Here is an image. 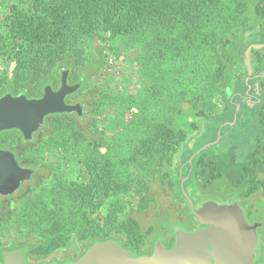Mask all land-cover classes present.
I'll return each instance as SVG.
<instances>
[{"label": "trees", "instance_id": "trees-1", "mask_svg": "<svg viewBox=\"0 0 264 264\" xmlns=\"http://www.w3.org/2000/svg\"><path fill=\"white\" fill-rule=\"evenodd\" d=\"M178 28L180 30H177ZM178 31L185 37L190 35L198 37L199 46L204 43L211 46L213 57L216 59H214V68L210 70V80L199 86L196 98L185 100L183 97L175 101L172 104L174 119L155 124L156 135L154 134L155 137L149 142L154 145L161 140L165 147L164 153L161 152L159 164L155 167V174L160 176L164 185L168 186L169 183L173 188L177 187L178 193L185 200L183 193L187 194V185H192L195 173L188 181L185 183L182 181L180 184L179 170L182 162L188 161L187 156L191 153L190 151L182 162L178 161L179 155L183 152L182 147L185 144H187L185 148L188 147L192 136L199 137L201 134L217 136L219 133L225 135V132L229 131L227 134H230L232 140L229 141L225 135L218 142L221 145L215 152V158L219 159V164L215 161L217 164L215 167L219 170H227L232 175L231 193L243 184L252 183L253 187L247 188L242 193L245 196L252 195L261 185L259 181H253V176L263 167L254 164L243 165L240 160L245 151L264 155V143L261 144L254 139L256 123L240 125L236 122L233 125V120L237 116L240 117L245 110L256 112L264 110V99L260 107L243 106L241 95L243 86L248 85L246 81L248 73L246 66L245 70H238L233 61L226 56L225 46L229 41V34L226 35L225 31L236 37L234 46L243 53L254 42H263L264 0H9L3 14L0 12V56H4L10 63V78L0 79V88L3 94L10 92L14 95L40 97L47 84L53 88L59 86L57 84L61 83L64 70H68L70 75L75 73L76 81L81 82L83 87L92 76L99 74L106 61V55H102L97 60L85 62L84 45L90 41L89 38L100 39L103 32H110L114 37L128 35L141 37L152 34V42L149 44L152 46L154 42L164 40L161 36L168 41L176 42L178 36L174 38L173 34ZM164 33L169 35H163ZM263 48L264 46L253 49L254 71L249 77V79L260 77L258 86L251 89L258 95L259 93L264 95V57L259 55ZM203 80L205 79L200 82ZM211 96L217 98L211 99ZM219 100H223V105L217 108ZM77 102L83 107L82 114L72 111L46 116L44 124L30 140H26L17 129L4 130L0 133V146L12 150L22 163L28 156L26 153L20 155L19 151L12 148L11 133L18 132L24 141L36 143L40 139L38 135L50 126L51 119L72 114L76 115L69 120L73 126L74 138H78L77 135L82 132L88 139L98 141L99 137L95 130L82 127L87 121L86 108L81 101ZM238 104H240L239 110H237ZM158 129L162 138L159 133L157 134ZM229 143L235 145L230 147ZM259 145L258 152L255 147L258 148ZM236 147L241 148L240 158L235 155ZM203 154L207 155L206 150H203L195 161ZM249 158H252V155ZM64 163L63 160H47L44 163L26 165L33 169V176L47 175L53 187L54 205L63 204V197L67 195V197L73 196L75 201L72 203L82 209L87 205L91 211L99 209L105 198L110 196L111 190L109 180L103 174L105 168L101 169L96 180L92 177L86 183L88 192L85 184L58 178L60 176L57 169L64 167ZM188 166L190 167V164ZM53 176L56 179H53ZM146 187L151 188L148 185ZM82 190L88 194L86 197ZM142 196L147 202L140 200L144 203L140 205L145 209L151 204L152 198L145 188ZM162 214L161 211L159 220L165 218ZM42 219L40 218V221ZM71 221L75 225L66 231L58 230V227L52 229L33 226L28 241L22 246L15 247L14 250L23 249L25 259L30 263L29 256L36 252L50 254L62 248L69 252L63 259L57 256L62 261L59 264H71L93 244L114 239L123 248L137 252L139 255L147 253L138 239L136 230L138 220L129 212L120 219L117 217L111 219L110 224L106 226L89 225L79 229L76 225L78 218L72 216ZM160 233L163 236V229ZM35 238L37 241L34 242ZM72 253H76L77 256L73 257ZM35 263H41V260Z\"/></svg>", "mask_w": 264, "mask_h": 264}, {"label": "rangeland", "instance_id": "rangeland-1", "mask_svg": "<svg viewBox=\"0 0 264 264\" xmlns=\"http://www.w3.org/2000/svg\"><path fill=\"white\" fill-rule=\"evenodd\" d=\"M8 2L9 0H0L2 14ZM101 34L100 39L89 38L90 41L84 45L83 54L85 62L106 55L104 65L98 75L92 76L85 86L69 97L73 102H82L87 118L82 127L95 130L99 140L88 139L82 132L75 139L69 120L76 115L72 114L51 119L50 126L38 135L39 142H26L18 132H13L10 135V143L20 155L26 153L28 157L23 159L25 164L63 160L64 167L57 169L60 176L58 178L79 182L81 185L85 184V187L92 177L96 180L101 169L105 168L103 174L109 180L110 196L105 198L102 206L95 211H91L88 205L82 209L73 204L74 197L67 195L63 197L64 203L56 206L53 203V187L47 175H34L1 201L0 263L3 262V253L12 251L28 241L33 226L52 229L58 227V230L66 231L75 225L71 221L72 216L78 218L76 225L80 229L89 225L106 226L110 224L111 219H120L129 212L138 220V239L146 250L153 248L154 239L161 240L168 246L165 237L160 233L161 229L176 227L188 230L184 222H176L174 225L164 222V218L158 219L164 209L172 211V217L178 216L184 204L174 198L168 186L155 174V167L159 164L161 152L164 153L165 147L161 140L160 143L151 145L150 139L155 137V124L174 119L172 104L175 101L183 97L185 100H194L199 86L210 80V70L214 68L216 59L213 57L212 48L205 43L199 46L198 37H185L180 31L173 34L174 38L178 36L176 42L161 36L164 40L154 42L152 46L149 45L152 42V34L141 37H114L110 32ZM225 34H229V41L225 46L226 56L238 70H245L243 52L234 46L236 37L228 31H225ZM259 55L264 57V48L260 50ZM10 68V63L4 56H0V79L10 78ZM202 79L205 80L200 82ZM259 80L260 77H254L247 81L248 85L243 86L242 100H245L246 96L258 95L251 89L258 86ZM69 81H76L75 73L70 75ZM3 93L0 88V95ZM259 96L264 99V95L259 93ZM215 98L217 97L211 96V99ZM222 105L223 100H219L217 108ZM159 131L160 129L157 134ZM159 136L162 138L160 133ZM215 139V135L192 136L188 149L185 144L182 147L183 155L178 154V161L182 162L191 151L187 156L189 162L194 152ZM241 142L244 143L243 140ZM241 142H238L239 146ZM220 145L217 143L205 149L208 157H213ZM239 149L241 148H235L237 158L242 155ZM261 167L263 169L260 171L263 172L264 166ZM183 174L182 180H186L189 175L188 167L184 169ZM262 177L264 178V173ZM53 179L56 177L53 176ZM146 185L151 188L148 189ZM189 186L188 184V192L186 191L188 194L183 193L188 199L189 194L193 195ZM144 188L152 198L151 204L145 209L141 207L144 203L140 202H147L142 196ZM173 190L179 192L177 187ZM82 191L86 197L88 194ZM87 191L89 192L88 189ZM234 193L214 198L223 201L232 198ZM257 203L264 209V200L260 199ZM81 209L82 211H79ZM40 218L44 221L41 222ZM259 234L263 236L264 230L260 229ZM67 252L69 251L62 248L50 254L36 252L29 256V260L30 263L40 260L60 263L62 261L59 258L63 259ZM72 255L77 256L76 253Z\"/></svg>", "mask_w": 264, "mask_h": 264}, {"label": "water", "instance_id": "water-1", "mask_svg": "<svg viewBox=\"0 0 264 264\" xmlns=\"http://www.w3.org/2000/svg\"><path fill=\"white\" fill-rule=\"evenodd\" d=\"M264 46L253 43L244 51L243 59L249 77L253 74V49ZM68 70L61 75L58 89L50 84L44 87L40 97H28L25 94L5 93L0 96V133L4 130L17 129L26 140L33 138L35 132L45 122V117L54 113L76 111L83 113L80 103L66 101V96L77 90L81 83H68ZM240 104L237 105V110ZM217 139L200 147L193 158L217 144ZM33 169L22 167L16 154L9 149L0 148V203L1 196L11 195L21 183L29 179ZM194 211V203L189 199ZM201 223L208 226L194 231L178 230L173 247L166 248L160 240L155 244L151 254L134 256L116 240L108 239L90 246L82 256L71 264H253L255 247L259 241L257 227L259 223L250 224L244 216L242 207L233 202L217 204L209 201L194 211ZM3 264H59L57 262L29 263L23 249L6 251Z\"/></svg>", "mask_w": 264, "mask_h": 264}, {"label": "flooded vegetation", "instance_id": "flooded-vegetation-1", "mask_svg": "<svg viewBox=\"0 0 264 264\" xmlns=\"http://www.w3.org/2000/svg\"><path fill=\"white\" fill-rule=\"evenodd\" d=\"M69 77H70V73L68 75L69 84L81 83L79 81L70 82ZM59 86L55 89H58ZM81 86H82V83L77 90H75L73 93H70L66 96V101L68 103H72V104L80 103L77 101L75 102L71 101L69 97L73 95L75 92H77L81 88ZM262 102H263V99L260 98L259 95L246 96L245 100H243V106L249 107V108H254V107L257 108V107L262 106ZM228 122L231 123V121H228ZM236 122H238V124L240 125L250 124L253 122L256 123V130H254V133H253V135L255 134L254 139L256 142L259 141L261 142V144L264 143V110L263 109L260 110L259 112H256L254 110H249V111L245 110L244 112H242L240 117L237 116L236 119L234 118L233 125L236 124ZM225 133H226L225 135L227 136V139L231 141L232 138L230 134L229 135L227 134L229 133V131ZM220 135H221V139L225 136L222 133H220ZM234 145H235L234 143H229L230 147ZM0 148L9 149V148H4L2 146H0ZM255 149L258 150L259 152L260 145L258 146V148L256 146ZM199 154H197L193 158L192 162H188V161L184 162L179 170L180 179H181L180 184H182V181H184L185 183L189 178H191V175L195 173L194 181L192 185L189 186L190 190L193 193V195L189 194L190 195L189 199H191L194 202V211L198 210L200 207H202L205 203L209 201L215 202L217 204H230L233 202H237L242 207L244 216L246 220L248 221V223L250 224L259 223V226L257 227L259 241L255 247V257H254L253 264H264V234L263 236L261 235L262 237L259 234L260 229L264 230L263 228L264 227V209H261V206L257 203V201L260 199L264 200V178L262 177L264 171L261 172L260 171L261 169H260L257 175L253 176V181H259L261 185H260V188L257 191H255L252 195L245 196L242 194L245 192L247 188L253 187L252 183H246V184L241 185L240 188L236 189L235 191L236 194L234 193V196L232 198L227 199V200L223 199V201H220L214 197L219 196V195L224 197L227 193L228 194L231 193L229 192L231 191L229 185H231V182H232V175L227 170H224V169L219 170L215 167V165H217L215 164V161L219 164V159H216L215 155L213 157H208V155L203 154L201 155V158L199 160L195 161V159L199 156ZM181 155H183V152H181ZM251 155H252V158H249ZM240 162L243 165H246V164L253 165L254 164L257 166H264V155H261L258 153H255V154L247 153L245 151L244 155L241 157ZM188 163L190 164V167L188 166L189 165ZM20 165L22 167L31 168L28 165H26L24 162L20 163ZM186 167H188V170L191 173H189L190 176L188 175L186 180H182V177H184L183 172ZM33 174H34V171L31 177L29 179L24 180L20 186H22L24 183L29 181L33 177ZM168 188H171L169 190L171 194L174 196L175 199L180 200L184 204V206H183V210L179 211V215L175 217H172V211L164 209L162 211V213L165 216L164 222H168L169 224H174V225L176 222H184L188 229L184 231H194L198 228H206L208 225L205 223H201V221L197 218V216L195 215L191 207L189 199L184 196L185 197V200H184L178 192L173 190V186H171L169 183H168ZM7 196H1V199L2 197H7ZM189 214H191V216H189ZM178 230H183V229H177L176 227H173L172 229H163L164 231L163 237H165V240L168 243V246H165L163 243L162 244L166 248L169 249L174 246L176 242V232ZM156 241L157 240H155V243ZM155 243H154L153 248L151 250H147V253L145 254H151L154 251ZM129 251L134 256H140L139 254H137V252H133L131 250Z\"/></svg>", "mask_w": 264, "mask_h": 264}]
</instances>
